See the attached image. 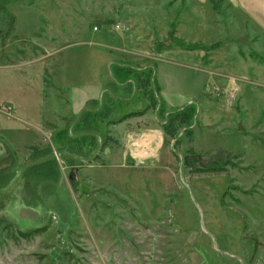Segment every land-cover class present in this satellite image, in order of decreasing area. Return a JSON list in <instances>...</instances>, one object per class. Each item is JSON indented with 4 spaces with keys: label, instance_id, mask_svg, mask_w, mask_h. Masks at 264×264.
I'll return each mask as SVG.
<instances>
[{
    "label": "rangeland",
    "instance_id": "374dc122",
    "mask_svg": "<svg viewBox=\"0 0 264 264\" xmlns=\"http://www.w3.org/2000/svg\"><path fill=\"white\" fill-rule=\"evenodd\" d=\"M5 6L7 11H0V62L17 64L20 84L28 71L41 69L43 59L59 66L62 77L75 74L83 81L87 71L103 68V43L130 49L142 44L147 51L154 48L152 55L159 53V44L163 49L179 46L169 32L166 36L167 28H176L181 19L179 15L170 24V9L185 13L190 0H12ZM146 8L154 22L141 13ZM207 8L196 32L189 35L196 27L184 23L179 38L216 45L221 49L217 64L230 59L229 66L221 63L223 70H207L215 74L214 83L204 85L202 72L178 62L161 59L151 66V89L167 113L174 111L175 102L193 103L196 109L177 139L164 132L148 93L135 85L114 87L120 100L108 95L91 105L102 111L83 116L82 125L88 124L95 136L82 137L81 144L77 134L84 130L75 125L82 113L47 122L52 131L45 130L39 141L35 133L21 130L26 125L22 119L0 112V127L17 130L11 138L18 170L33 161L29 154L35 143L49 146L52 154L81 152L85 156L78 158L88 160L102 142L91 162L54 158L58 171L46 168L48 176L33 185L44 196L42 203L24 202L23 174L0 192V264H264V108L258 110L264 107V80L249 70L254 62L264 74V36L228 0H208ZM10 12L16 15V29ZM131 13L135 27L145 29L135 32L144 37L139 43L117 40L133 31ZM215 51L195 52L194 60ZM50 66L40 74L46 86L52 79ZM32 76L38 87V74ZM250 92L255 93L251 99ZM4 94L0 87V97ZM12 95L22 103L27 99V107L29 99L39 100L23 89ZM147 107L144 116L118 122ZM30 113L37 115V110L29 111L33 118ZM34 230L28 238L21 234Z\"/></svg>",
    "mask_w": 264,
    "mask_h": 264
},
{
    "label": "crops",
    "instance_id": "0c3cea01",
    "mask_svg": "<svg viewBox=\"0 0 264 264\" xmlns=\"http://www.w3.org/2000/svg\"><path fill=\"white\" fill-rule=\"evenodd\" d=\"M228 2L235 7L236 9L240 10L242 13L244 19L246 22H249L250 25L255 28L259 33H261L264 36V0H228ZM208 0H190V8L185 10V13L182 11H178L176 9H170L172 18L170 20V24L172 23L173 19L181 15V19H179L177 27H176V33L175 35L179 38L180 37V31L182 28V25L186 23V26H195L196 28L193 29V32L189 35L194 34L197 29L198 22H200L204 15L206 16V13L208 11ZM164 8V11L167 13L169 10L166 8L165 5L162 6ZM149 9L142 10L141 13H145L144 16L149 15V21L154 22L155 18L149 14ZM151 10V9H150ZM178 11V13H177ZM132 12V11H130ZM182 12V13H181ZM15 16V21L13 28L16 29V15L11 12ZM136 15L134 13H131L129 15L128 20L133 22L130 26L132 27L131 34L127 33L129 30L126 29V26L124 29L127 30V34L124 32V34H121L119 36L123 37H117V40L120 42H126L128 40H134L133 43H139L137 40H143L142 37L138 36V33L135 32H143L145 29L144 27L141 29H138L139 27H135L136 25ZM206 19V26L208 27ZM185 26V25H184ZM130 29V28H129ZM170 31V27L167 28L166 36L168 32ZM165 36V37H166ZM151 37V36H150ZM181 39V38H180ZM142 42V41H141ZM188 43H201L200 41H197L195 38L192 41H185ZM93 42H90V44ZM102 43V42H101ZM206 44V43H205ZM109 45V46H107ZM126 46V47H124ZM102 50H105L106 59L104 60L103 68L99 71L97 70H89L85 75H87L86 79L83 81L77 80V77L80 75L75 74H66L67 77H62L64 73L61 72V68L59 66H53L51 67L49 65V62L47 60L44 61L41 60V69L34 70V71H28V76L24 77V80H20V84H17V75H20L16 72V66L17 64H2L0 62V87L5 91V94L0 97V112L4 114H8L10 116H14L16 118L22 119L26 125L23 127V131L25 133H35L37 136V139L39 141H43L42 134L45 133V130L52 131L50 127L47 126V122L49 123H55L57 124L58 120H62V118H72L74 115H78L79 113H83V111L90 109L92 107L91 105L100 102L102 97H107V92L109 90V87H113L114 79L111 72V67H114L117 65V63L121 65H130L133 69L136 71H140L141 69L145 68H152L155 61L165 59L170 60L172 62H178L183 65H185L188 68H192L195 71L202 72L204 74L203 83L204 85L208 84V87L211 86L214 82H211V79L215 80L214 78L215 74H210L207 70L209 69H224V66H221V63L230 65L229 58L225 57L222 61H218L220 64H217V60L219 57L216 55L218 52H221V49L215 48V49H209L208 53L213 52L210 57H205L204 55H201L198 60H194V53L203 51L207 52L206 49L200 48L195 50H189L182 48L180 46H172L165 48L155 53L157 55H152L154 48L151 47L146 50V48H142V44L134 46V49H130L127 45H111L107 43H103L102 47H99ZM218 49V50H217ZM119 53V54H118ZM128 56H133L136 58L133 61L127 60ZM156 56V57H155ZM207 58V59H206ZM156 59V60H155ZM179 59V60H178ZM181 59V60H180ZM210 59V60H209ZM132 60V59H131ZM150 60H153V62H150ZM183 60V61H182ZM142 61H148L147 63H144ZM140 63V64H139ZM206 63V65H204ZM253 64L249 65V70L252 69L253 76L260 77L264 80V74L261 73L259 68L257 67V64L254 62H251ZM33 64H30L32 67ZM220 65V66H219ZM48 66H50V73L52 76L51 83L47 86L44 84L42 78L40 77L41 70L47 69ZM32 73L38 74L40 85L38 87L34 86L33 79L34 76H32ZM79 74V72H78ZM198 73L195 72V78ZM60 75V77H59ZM30 77V80H28V77ZM240 76V75H239ZM23 77V76H22ZM36 77V76H35ZM242 77H246V75H243ZM194 78V79H195ZM249 78V76H248ZM253 78V77H252ZM248 79V83H252L253 79ZM117 88H124L127 89L130 85L134 84V79H130V82L125 83L124 85L116 84ZM204 85H202V92ZM236 89L239 91L240 94V86L236 85ZM23 89L24 92L29 91L30 93L35 92L39 96V100L36 103H33L32 99H29V105L27 107L26 100L23 99L24 103L21 101L19 102L15 97H13L12 93H16L18 90ZM252 94L255 96V93L250 92V99L252 97ZM27 97V96H26ZM255 103V102H254ZM5 105H10L12 110L6 111L4 108ZM182 102H175L174 111L181 110L184 107L188 105H193V103L187 104L185 106H182ZM164 106V104H163ZM194 106V105H193ZM252 108L256 109L257 104L251 105ZM166 109H169L168 107H165ZM261 107L258 109L259 111L262 110ZM31 109L37 110V115L30 113L34 115L33 118L29 117V111ZM145 109V108H144ZM176 109V110H175ZM39 110V112H38ZM143 110V109H138ZM257 110V109H256ZM173 111V112H174ZM147 113V112H146ZM145 113V114H146ZM144 114V115H145ZM142 115V116H144ZM142 116H136L133 118H138ZM16 127H0V134L5 136L6 134L9 135L8 139L0 136V143L2 146L0 149L4 148L6 150L5 144L9 145L11 148L15 150L13 146V138H11L12 132L17 131L15 129ZM55 129V128H54ZM193 134V131H192ZM12 140V141H11ZM148 143V142H147ZM12 144V145H11ZM146 142L144 143V147H146ZM33 146L36 147H46L42 145V143H35ZM16 151V150H15ZM6 152V151H5ZM4 152V153H5ZM4 153H1L3 155Z\"/></svg>",
    "mask_w": 264,
    "mask_h": 264
},
{
    "label": "trees",
    "instance_id": "16d2710c",
    "mask_svg": "<svg viewBox=\"0 0 264 264\" xmlns=\"http://www.w3.org/2000/svg\"><path fill=\"white\" fill-rule=\"evenodd\" d=\"M12 0H0V11L5 12V10L7 9L5 4L7 2H10ZM3 5V6H1ZM7 11V10H6ZM11 16V27L13 28L14 25V21H15V16L10 12L9 13ZM176 28L175 25L172 24V28L169 31V39L173 42H177L178 45L182 48L185 49H189V50H195V49H215L217 46H207V45H202L201 43H188L185 42L184 40L178 38L176 35ZM158 51H161L163 49V45L159 44L158 46ZM111 72H112V76L114 79V84L112 85L113 87H109V90L107 92V96L109 95L110 99L113 101L116 100H120L122 99L121 97H118L117 95L114 94L113 92V88L117 87L116 84L119 85H124L127 82H130V76L133 74H135V79H134V84L136 89L138 90H142L144 93H148V99L151 102L150 106L153 107L155 110H157V114L159 115V117L161 118L162 122H163V130L164 132L170 136L172 139H177L179 131L183 128L188 126L191 121L193 120L195 114H196V109L193 105H188L186 107H184L181 110H177L174 112H169L167 113L166 109L164 108L163 104L160 103L156 97V93L153 92V90L151 89V83L153 81H155L154 77H153V70L152 68H145V69H141L140 71H136L135 69H133L130 65H121L119 63H117L116 66L111 67ZM155 102V103H154ZM154 103V104H153ZM153 104V105H152ZM149 109V107H147L146 109L143 110H136V111H131L129 113L124 114L123 116H121L118 119V122H122L126 119L132 118V117H136V116H141L144 115L147 110ZM97 109H87L85 110L82 115L81 118L79 119V121L76 123L75 128H79L85 119H83V116L85 114H89L91 113V111H94L95 113H99L102 111V109H98L99 111H96ZM167 113V115L165 113ZM163 113L165 114V116H163ZM85 118V117H84ZM165 120V121H164ZM86 125H82V130H84V133H80L77 134V140L76 142L81 144L82 141V137H86V136H90L93 137L95 136V133L92 132L93 129L90 126ZM90 133H94V134H90ZM79 135V137H78ZM186 135L191 136L192 135V131L188 130L186 131ZM106 143V142H105ZM178 141L175 143V148H177L176 146H178ZM6 147V152L0 156V187H4L6 186L11 179L14 177V175L16 174V172L18 171V156L16 151L11 148L9 145L5 144ZM30 156H29V160H36V159H40L43 157H46L48 155H51L52 152L50 150V147H31L30 148ZM190 152H194V149L191 148ZM63 153V152H61ZM67 154V153H65ZM71 156L74 157H84L85 155L81 154V152H70L68 153ZM65 159L67 160H71V161H79L75 158L72 157H65ZM50 166H54L56 167V171H58V161L57 159H50L48 161H45L43 163H40L38 165L32 166L30 168H28L24 173H23V177H24V189H23V200L26 203L29 204H38V203H42L43 202V198L44 196L41 194V192L38 191V193H36L35 191V186L40 180L45 179L48 176V173L45 171L46 168L50 167ZM37 187V186H36ZM35 192V193H34ZM37 232V230L31 231V232H21V234L25 237H31L33 235H35ZM39 232V231H38Z\"/></svg>",
    "mask_w": 264,
    "mask_h": 264
},
{
    "label": "water",
    "instance_id": "95a60500",
    "mask_svg": "<svg viewBox=\"0 0 264 264\" xmlns=\"http://www.w3.org/2000/svg\"><path fill=\"white\" fill-rule=\"evenodd\" d=\"M90 134H94V133H90ZM0 145L2 146V144L0 143ZM0 146V147H1ZM102 150V142H100L99 144V147L97 149V151L94 153V155L88 159V160H85V159H82V158H78V157H74V156H71L69 154H65V153H53L49 156H46V157H43V158H40V159H36V160H33V161H30V162H27L26 164H24L22 167L19 168V170L16 172V174L14 175V177L11 179V181L4 187H0V192H3V191H7L8 189H10L14 183L20 178V176L30 167L32 166H35V165H38L40 163H43L45 161H48L50 159H53V158H58V157H72V158H75L79 161H87V162H91L95 159V157L100 153V151ZM6 150L4 148L0 149V154L1 153H4ZM221 155V151L214 155L215 157H219Z\"/></svg>",
    "mask_w": 264,
    "mask_h": 264
},
{
    "label": "built area",
    "instance_id": "2783aa9c",
    "mask_svg": "<svg viewBox=\"0 0 264 264\" xmlns=\"http://www.w3.org/2000/svg\"><path fill=\"white\" fill-rule=\"evenodd\" d=\"M117 28H125V26L123 24H118L116 25ZM95 29H97V27H95Z\"/></svg>",
    "mask_w": 264,
    "mask_h": 264
}]
</instances>
